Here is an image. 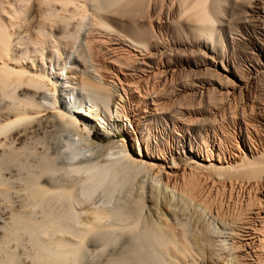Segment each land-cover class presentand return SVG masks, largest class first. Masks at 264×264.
I'll list each match as a JSON object with an SVG mask.
<instances>
[{"label":"bare ground","instance_id":"obj_1","mask_svg":"<svg viewBox=\"0 0 264 264\" xmlns=\"http://www.w3.org/2000/svg\"><path fill=\"white\" fill-rule=\"evenodd\" d=\"M85 27L88 56L78 43ZM240 52L253 63L236 74L228 66H243ZM262 68L264 0H0V212L7 210L0 264H84L88 255L93 264H264V190L252 207L247 191L249 215L235 225L212 210L205 217L207 206L191 207L200 182L176 173L180 156L190 171L212 169L219 178L249 180L264 171V111L252 114L249 105L252 74ZM177 75L192 80L178 85ZM178 91L198 106L205 98L204 109H173ZM236 99L240 163L202 160L211 148L199 133L166 159L150 117L163 113L173 125L190 114L198 132L217 103L232 107ZM128 128L130 145L129 135L112 140ZM154 171L162 197L153 185L144 195V182L135 191L137 176Z\"/></svg>","mask_w":264,"mask_h":264},{"label":"rangeland","instance_id":"obj_2","mask_svg":"<svg viewBox=\"0 0 264 264\" xmlns=\"http://www.w3.org/2000/svg\"><path fill=\"white\" fill-rule=\"evenodd\" d=\"M87 18H88V20H86V21L90 22L91 21V15H88ZM85 33H87V28L86 27L82 29L81 36L79 37V41L80 42L78 41V43L80 45V48L83 49V51L85 52V55L88 56V52H87L88 49L86 48L87 46H86V43H85V39H86L85 38L86 37V34ZM234 37L235 38H240L241 36L240 35H234ZM224 40H226V39H224ZM225 43H226V46H228L226 52H231V50H230L231 48H230L229 42L226 40ZM132 52L134 53V51H132ZM248 53L250 55L255 56V50H253V53H251V52H248ZM230 54H228V55H230ZM239 54H240L239 55L240 56L239 59L240 60H244L245 59V53L244 52H240ZM181 56L183 57V55L180 54V57ZM185 57L192 60V59H196V58L197 59L198 58H201V55H196V56L186 55ZM202 59L206 63L211 62V59L210 58H203L202 57ZM100 61H101V63L103 65L109 66V63H108V60H107L106 57L101 58ZM245 61L246 62L243 63V66L241 64H238L236 62V60H235L234 63H233V61H230V65L228 66V68L232 72H234L236 74L239 73V71L242 69L241 67H243L245 69L251 68V64L253 63V61H249V59H248V61L245 59ZM87 64H91V63H87ZM227 64H228V62H227ZM219 66H221V64H219ZM244 72H246V71H244ZM263 74H264V68L260 69L259 70V73L252 74L253 77L256 75L255 76V79L256 80H255V82H254V84L252 86L254 89L253 88L250 89V91L252 90L251 91L252 95H251V93L249 91V95H251V96H249V102L250 103L252 102V105L251 104H249V105L252 106V107H254V108H252V110H255V111H252L251 112L252 114H256V112H258V110H257L258 107L260 108L261 111L262 110L264 111V90H263L264 89V86H263V84H264V81H263L264 75ZM117 75H119L120 77H122V74H117ZM261 75H262V77H261ZM258 76H260V77H258ZM176 77L179 79V81H181V82L178 83V85L180 83H183V82L185 83L187 81H188L187 83H190L191 82L190 80H192V78H190V80L187 79V78L185 79L181 75H177ZM229 77H230V79H233V78H231V76H229ZM258 79L260 80V82H258ZM205 80H208V79L205 78ZM211 81H212V83H214V86L215 87H218L217 86L218 85L217 82H215L214 80H211ZM262 82H263V84H260ZM258 83L260 84V86H258L259 85ZM222 84H223V81H222ZM254 86H257V87H254ZM161 88L162 87H160V86H158V88L156 87V89L154 87L155 92H157V93L164 92V90H162ZM186 91H188V90H186ZM177 93H178V95H176V97L177 96L178 97L175 98L174 100L172 99L174 102H169L168 103V104L171 105V107H173V109H175V108L177 109L178 107H180V109L183 110V108H188V107H186V106H188V104L191 105V108L192 109L193 108H199V107H200V110H203L204 109L203 108V105H205V103H206L205 102V98H202V100H201L202 105H199L198 106L197 105V102L198 101L196 102V100H195L196 97H194V95L190 94V92H182L181 93V92L178 91ZM236 100H237V102L230 103L232 107H229L230 105H228L226 103H223V102L221 103V101L219 103H217V106L219 108L216 109V110H214V113L213 114H207L206 115L207 118L211 115L210 118H208V120H209L210 123L208 122L209 123L208 126H206V127L203 128L204 130H197L198 132H196V130H194V126L190 125L189 122H191V121H188V120H191L192 119V118H190V114H186V116H184V117L181 118L182 123H181V121H175V124H173V125H172V121L169 120L168 118H166L165 114L163 116V113H161L160 115L159 114L158 115H155V116H153V118L150 117L151 119L149 118V120L152 123V124L150 123L151 133H153V135L155 136L156 141L159 142L161 145H163V149L165 151V156L167 155V158L166 159L169 160L168 159V155H169V151L170 150H171V153L174 154L175 156L179 155L176 152H181L180 151V144L183 143V140H185V139L187 141L188 140H191L192 143L195 142V139L199 140L198 133L201 136H205L207 138L208 145L211 148V153H210V156L211 157H209V156L207 157V155L205 156L204 152L203 153L200 152V154L202 155V158H201L202 160H203V155H204V159H207V158L209 159L210 158L211 159V162L210 163H213V164H218L216 162V159L218 158V155L221 158H224L225 157L227 160L230 158V156L232 158L234 157L235 159H237L238 156H240L243 152H245V147H244V145L242 143L241 138H239V137L237 138V142H238L237 145H238L239 148H236V146H235L236 145V135H237L236 133L238 132V123L241 122V119H242L241 118V113H240V110H241V108H240V102H238L240 99H236ZM148 101L149 100H147V102ZM173 103L175 104L174 106H173ZM141 109H143V108H141ZM248 111H251V110H246L245 113H248ZM189 112H192V111H189ZM47 113H46V115H43L42 120H44L46 117H48V118L51 117L50 115H52V112H47ZM185 113H187V111ZM146 114L147 113L144 112L143 115H146ZM202 117L205 118V112L202 113ZM185 118H187V119H185ZM159 119H160V121H159ZM212 125H214V126H212ZM241 127L244 130V124H241ZM248 129H250V128H248ZM128 131H129V128H128L127 132L125 131L127 134L126 133L125 134H123V133H117V134H115L116 137H113L112 140H116L117 143H119V142H121L119 140L120 138H122V137L126 138V135L127 136L129 135L130 137L128 136L126 138V141L130 145L131 139L132 140L134 139V134H132V133H130ZM92 132L95 134V137H96V139L98 141H103V142H106L107 141V139L103 136V134L100 131H92ZM59 134H60V136L63 134L62 138L63 139H67V138H65L66 136H68L67 135L68 134L67 131H61V133L59 132ZM182 138H184V139H182ZM217 138H220L221 139V142L222 143H221V146L220 147L218 145V142L219 141H218ZM152 144H154V143H152ZM262 147L264 148V138L262 139ZM218 150H220V151H218ZM229 150H230V152H229ZM238 159L236 161L238 163H240L239 162L240 160H238ZM201 163L203 165H206L208 163V161H205L204 160L203 162L201 161ZM189 164L190 163L188 161H186L183 156L182 157L180 156L179 159L176 160V165H178V168H177L178 171L176 169V173H178L177 174L178 176H179V174H184V175L186 174V175H188V174H192L193 173V176H195L197 178V180H199L200 187H201L200 193L199 192L196 193L197 196L196 195L194 196L196 199L194 197H192V198H194L195 201L193 202V200H192L191 203H193V204H191V207H192V205H193V207L196 206L198 208L200 206L203 207V208H205V206H207L208 208L206 209V212H204V215L209 210H212V212H214V213L219 212L220 217L223 219L224 222L227 223V221H228V222H230L232 224L234 223L235 225H238L239 223H237L236 220L239 219V218H241V217H243V215H245L244 217H248L247 214L249 213L250 207H252V205L255 206V203H256L255 202V198H256V196L257 197H260V198L263 197V194L260 193V191L264 190V171L261 172V173H259V177L252 178V179H249V180H246V178H237L236 179L235 177L228 178V177H221V176L219 178L218 175H215L214 174V172L212 171V169L211 170H202V171L199 170V169H193V171H190L189 169H192V168H191V165L188 166ZM140 175L137 176L135 183L136 182H139V183H143L144 182L145 183L144 189L146 190V192H145V190H143V192L145 193L144 195H146V193H148L147 190L149 189V186L150 185H153V183L155 182V181H153L154 178H155V171L154 172H151V173L150 172L149 173H142ZM141 177H142V179H141ZM150 179L152 180L153 183H151V180ZM141 180H142V182H140ZM139 183H136V186H134V190L135 191L140 190V188L138 189ZM211 183H213V184H211ZM230 184H231V186H230ZM245 184H246V187H244ZM250 184H252L251 187H250ZM137 185H138V187H137ZM155 185H153V186L156 188L157 187V184L155 183ZM159 187L162 188L163 186L162 185L161 186L158 185V187H157L158 189L157 188L156 189L159 190L160 189ZM257 188L259 189V191H258ZM136 189H138V190H136ZM162 189L165 190V187H163ZM162 189H160L161 191H159V192H161V194L158 193L157 190H156L157 191V194H156V191H155V194L158 197H162V194H163L162 193L163 192ZM229 190L231 191V193H229L230 192ZM247 191L250 193L249 194L250 196L252 195V197H251L252 203L250 201L251 199L249 200L250 201L249 203H247L248 201L246 202V199L248 197L247 196L248 195V192ZM255 191H257V192L255 193ZM207 192H209V193H207ZM158 194H160V195H158ZM206 194H207V196H206L207 198L205 197ZM102 195L103 194L99 192L97 194V197H101ZM203 198L205 200H202ZM197 199H198V201H197ZM201 201H204V202H201ZM202 203H204V204H202ZM246 203L248 205H250L249 208L248 207H245V205H247ZM220 205H222V208H221ZM2 206L3 205L0 203V207L1 208H3ZM246 208H248V209H246ZM6 211L7 210H5L4 212H0L2 214L1 219L2 218H5V216H7L5 214ZM245 212L247 214H245ZM239 213H240V215H239ZM241 213H242V215H241ZM3 214H5V216ZM206 215H205V217H209L208 214H206ZM250 215H252V214H250ZM1 219H0V223L2 222ZM109 251L110 250H107L105 255H107V253ZM103 255H104V253H103ZM88 256H87L86 261H84V264H91L92 262H95L94 261L95 258H93L92 255L90 257H88ZM102 257H100V258H102Z\"/></svg>","mask_w":264,"mask_h":264}]
</instances>
